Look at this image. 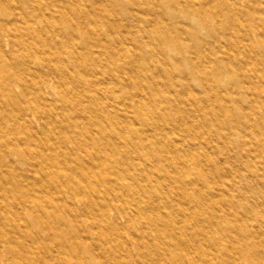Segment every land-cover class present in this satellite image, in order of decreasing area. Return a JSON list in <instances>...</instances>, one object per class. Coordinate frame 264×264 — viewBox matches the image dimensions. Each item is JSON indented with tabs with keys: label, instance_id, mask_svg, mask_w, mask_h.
I'll list each match as a JSON object with an SVG mask.
<instances>
[{
	"label": "bare ground",
	"instance_id": "obj_1",
	"mask_svg": "<svg viewBox=\"0 0 264 264\" xmlns=\"http://www.w3.org/2000/svg\"><path fill=\"white\" fill-rule=\"evenodd\" d=\"M109 10L65 0L0 3V229L8 224L34 233L40 226L58 243L46 263L20 248L9 258L0 249V264H59L63 258L65 264H94L85 251L93 257L106 252L113 239L116 248L141 240L171 264H264V129L256 132L244 107H237L239 114L224 104L233 101L232 91L216 95L223 125L248 121L256 133L250 143L261 148L263 166L236 174L238 181L211 185L224 170L210 157L183 165L166 137L174 125L171 108L159 107L144 90L148 84L158 90L147 72L128 75L122 22L111 20ZM165 13L171 16L169 8ZM153 32L159 37L148 45L169 69L172 48L182 45L169 29ZM206 62L197 57L194 66L209 85L220 80V71ZM166 81L171 84V76ZM206 110L216 114L217 108ZM258 117L264 123V113ZM177 121L186 124L193 148L210 145L198 139V126L187 116ZM238 154L248 165L260 160L251 151ZM171 162L177 172L197 167V175L178 178ZM132 229L140 239L124 236ZM116 251L119 262L135 257L130 249Z\"/></svg>",
	"mask_w": 264,
	"mask_h": 264
},
{
	"label": "rangeland",
	"instance_id": "obj_2",
	"mask_svg": "<svg viewBox=\"0 0 264 264\" xmlns=\"http://www.w3.org/2000/svg\"><path fill=\"white\" fill-rule=\"evenodd\" d=\"M9 1L15 0H0V3ZM65 1L80 2L93 8L104 4L110 9L108 14L111 20L114 16L122 22L126 37L124 56L131 66L128 75L133 73L144 77L141 75L147 72L149 79L152 78L157 86L158 92L150 84L146 85L144 90L156 99L159 107L171 108L169 118L174 125L171 124V131H165L166 137H171L173 140L171 155H176L183 165L191 158L210 157L224 170L221 177L211 181V185L221 180L227 183L238 181L236 174L248 173L250 169L256 167V164L263 166L261 148H256L250 143L252 135L255 136L256 133L245 125L248 121L246 123L243 120L236 121L232 127L223 125L219 118L224 116L225 111L221 110V102L216 99V95L232 91L233 101L226 100L223 101L224 104L234 109L236 113L239 112L238 106L244 107V113H252L249 122L255 124L256 132L263 131L264 123L258 116L264 113V83L258 84L257 80L264 78V0ZM168 8L171 10V16L165 13ZM29 9L32 11L33 7ZM37 23L42 24L38 21ZM195 26L199 30L197 34L191 31ZM161 28L171 30V37L176 35L182 45V50L178 47L172 48L169 69L164 65L162 53L153 51L148 45H152L159 37V34L153 30ZM184 56L193 59L192 62L180 61ZM197 57L204 63H207L208 59L213 61V67L220 71L219 81L213 79L209 85L201 82L194 66ZM213 67L211 66L210 69ZM155 68L156 72L152 74L151 71ZM170 76L171 84L166 81ZM212 76L210 74L209 78H213ZM197 97L203 100L200 101ZM255 102L253 111L257 116L250 109L251 104ZM203 103L205 107L200 105ZM206 107H216V114H207ZM182 116H187L190 122L198 126L196 129L199 131L198 139L203 142L210 140L209 146L193 148L189 144L191 135L186 129V124L177 121ZM164 121L161 119L162 123H165ZM230 131L235 139L228 135ZM188 134V139L183 142L182 137ZM155 145L160 146L157 143ZM242 150L251 151L260 160L254 158L248 165V157L246 155L240 157L238 154ZM175 165V162H171V173H177L178 178L184 175L186 177L197 175V167L189 171L190 168L184 166L177 172ZM239 180V184L242 185L240 178ZM2 182L4 181L0 179V183ZM1 215L0 212V219ZM120 218L124 219L122 215ZM82 226H87L86 220H83ZM40 228L36 226L33 228L34 233L33 231L25 233L19 227L5 224L0 229V249L6 258H9L14 250L21 248L24 253L38 254L41 263H46L51 251L58 250V243L57 240L50 239L48 233ZM150 235L153 236V233L151 232ZM91 236L94 239L98 238L96 233ZM124 236L129 240L134 236L140 239L141 232L132 229L129 233L125 232ZM103 238L106 239L105 236ZM109 244V250L101 251L94 257L87 251L84 254L94 264H100L105 256L109 259L106 264H171L157 259L153 249L141 240L128 245L120 242L117 248L114 239ZM116 249L123 252L133 250L135 257L123 258L119 262L115 259ZM142 251L145 256L141 255ZM33 259L35 260L36 257ZM47 264H50V261ZM59 264H65L64 258Z\"/></svg>",
	"mask_w": 264,
	"mask_h": 264
}]
</instances>
